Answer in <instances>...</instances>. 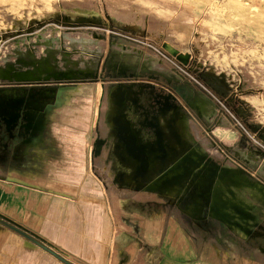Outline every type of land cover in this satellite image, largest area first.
Listing matches in <instances>:
<instances>
[{
  "label": "rangeland",
  "instance_id": "obj_1",
  "mask_svg": "<svg viewBox=\"0 0 264 264\" xmlns=\"http://www.w3.org/2000/svg\"><path fill=\"white\" fill-rule=\"evenodd\" d=\"M177 55H185L186 63ZM115 56L134 58L135 64L125 67L113 60ZM41 61L56 72L70 68L96 74L78 81L35 83L80 89L48 114L52 131L49 144L42 139L41 147L59 146L60 155L71 158L62 170L76 180L80 172L89 178L90 191L107 202L111 241L118 249L125 240L130 251L129 241L144 233L145 224L163 222L160 246L173 228L196 249L199 239L204 241L208 260L264 264V215L255 229L263 234L244 237L218 224L208 233L197 223L186 222L185 214L155 190L133 193L112 186L109 143H104L98 157L91 155L97 136L107 139L105 95L115 83L152 86L162 94L177 86L181 91L173 94L195 137L186 154L199 148L207 166L240 169L264 186V0H0V71L9 66L32 69ZM5 85L16 84L0 79V88ZM197 99L211 104L210 114L199 113ZM66 147L72 156L68 150L64 156ZM172 153L162 160L165 168L170 166L168 159L174 161L179 155ZM158 174L152 178L159 179ZM207 180L201 178L200 188L207 186ZM112 252L110 264H119L120 259L130 264L125 260L128 254L123 252L117 259V248ZM160 253L158 247L136 263L165 264ZM190 254V260L197 262L198 254Z\"/></svg>",
  "mask_w": 264,
  "mask_h": 264
},
{
  "label": "crops",
  "instance_id": "obj_2",
  "mask_svg": "<svg viewBox=\"0 0 264 264\" xmlns=\"http://www.w3.org/2000/svg\"><path fill=\"white\" fill-rule=\"evenodd\" d=\"M17 85H5L1 88H17ZM120 85L117 87L122 90L121 100H124V110L121 114L125 128L114 129L109 126L106 118L108 101L105 97L103 118L107 139L97 136L92 145L91 155L98 157L104 143H109L106 154L111 161L113 173L111 185L135 193L144 189L147 178L162 165L161 154L153 153L156 150L155 135L148 134L146 120L140 121L137 118V107H142L144 117L151 115L152 122L162 135V145L168 153L169 145L173 147L175 145L170 141L171 138L162 125L168 111L163 109L161 113L154 114L151 111L149 114L150 110H145L143 103L151 100L154 96L153 91L142 87L141 84L136 87L125 83ZM36 87L39 86L28 82L22 88L32 90ZM101 87L100 84L98 100L102 96ZM79 91V88L67 91L65 97L58 98L60 103H57L59 105L56 107L68 103L69 96ZM46 120L47 129L44 128L40 142L23 147L10 146L7 149L0 146V264H110L113 248H117V259L125 252L129 255L128 257L125 255L126 262L129 260L130 264H138L136 263L138 258L142 259L143 256L148 258L158 247L163 253L160 255L165 264H181L180 261L187 257L184 264H224L221 260L219 263L208 260L205 249L207 244L204 241L199 239V248L196 249L189 243H184L173 228L166 233V238L162 240L160 246L163 222L145 224L144 233L134 236L133 240L129 241L133 243L130 251L124 245L125 240L118 249L116 243L111 241L107 202L101 195H94L90 191L89 178L84 172H80L76 180L74 174L62 170L67 169L66 165L71 158L64 159L60 155L62 148L59 146L41 147L42 139L44 145L49 144V135L52 131L49 128L51 121L48 120V116ZM186 132L194 136L188 128V123ZM117 134H123L126 142L132 140V150L143 157L140 165L131 154L128 143L118 141ZM261 135L264 138L263 130ZM46 136L48 140L44 138ZM67 150L71 155V149L66 147L64 156ZM146 157H150L153 163H148ZM173 223L175 222L172 220L171 224ZM190 253L198 254L197 262L190 260ZM173 257L180 263L174 262ZM119 264H124L123 260L120 259Z\"/></svg>",
  "mask_w": 264,
  "mask_h": 264
},
{
  "label": "bare ground",
  "instance_id": "obj_3",
  "mask_svg": "<svg viewBox=\"0 0 264 264\" xmlns=\"http://www.w3.org/2000/svg\"><path fill=\"white\" fill-rule=\"evenodd\" d=\"M66 38L67 40L71 39L68 37ZM44 42L47 41L44 40ZM177 58L181 62L186 63L187 57H185V55H177ZM123 59L124 61H134V58L129 59L124 57ZM16 63L20 65H26L24 62L21 61H18ZM32 66V69L23 70H15L12 66H9L5 70L0 71V79L4 82L7 81L15 83H35L36 81L40 80L38 76H41L44 72H47L50 73V75L44 77L43 80L46 81L48 80V78H52L53 81H60L69 80L68 77L72 76V73L74 72L70 68L65 70L66 73L60 71L56 72L55 70H53L54 68L51 65H48V63L45 61H41L38 66H35V64H32ZM79 73L84 74V72ZM83 77H87V75H83ZM117 86L121 85H114L113 88L109 89L108 92H106L105 97L108 101V110L106 111V118L107 121H109L108 124L110 127L114 129H124L125 121L121 114L124 110V100H121L122 90H120ZM56 90L57 89H32L30 91L33 95L43 94L42 98L39 100V106L41 108V112L39 113V119L45 120V113L50 112V101H52L53 99H56L57 101L58 98L60 99L61 96L65 97L67 91H69V88H60L57 91ZM15 92L17 94H23L25 90L21 89L16 90ZM58 101L57 103H60V101ZM43 124L44 121L40 124L41 129L43 127ZM162 125L166 128V133L169 138H171L170 141L176 147L175 148L169 145V153L175 152L176 150L187 151L195 144L194 138H191L192 135L190 137V135L186 132V121L184 117L182 116L181 112L177 109H170L169 112L166 113ZM195 150L196 152L202 153L199 148H195ZM146 160L150 164L153 163V160H151L150 157H146ZM224 170L225 171L223 173V180L218 184L220 196V204L218 205V216L221 220V224H225L227 227L233 229L240 236L244 237H249L253 234H263L262 232H256L255 229L257 226H259V224L257 223L258 218L264 215V186L253 181L240 169L226 165L224 167ZM178 182L179 178H175L173 180L171 179V181L165 182L164 186L160 184V193H162L163 195H171L175 193L177 191L176 184Z\"/></svg>",
  "mask_w": 264,
  "mask_h": 264
},
{
  "label": "flooded vegetation",
  "instance_id": "obj_4",
  "mask_svg": "<svg viewBox=\"0 0 264 264\" xmlns=\"http://www.w3.org/2000/svg\"><path fill=\"white\" fill-rule=\"evenodd\" d=\"M123 58L124 57H122V56H115L113 58V60L115 59L116 63H121V64L125 65V67H129V66H132L133 64H135L134 61H132V62L128 61V60L124 61ZM126 58H128V57H126ZM87 71H89V70H87ZM64 73H66V72H64ZM48 75H50V73L44 72L41 76H38V78H40V80L36 81L35 83L53 81L52 78H48V80H46V81L43 80V78L48 76ZM83 75H87V77H83ZM95 75L96 74H94L93 72L92 73L91 72H87L85 74H80L79 72L77 73V72L74 71L72 73V76L68 77L69 80H60V81H71V80L78 81V79H86V78H92V77L95 78L96 77ZM60 81H58V82H60ZM117 83L120 84V83H124V82H117ZM114 85L111 88H113ZM60 88H69V91H72L74 89L73 87L72 88L71 87H60ZM60 88H55V87L53 88V87H50V86H47V85H42V86H39V87H36V88H33V89H40V90H42V89H47V90L57 89L58 90ZM144 88H148L149 91L152 90L153 93H154V96L151 98L150 101L147 100V101H144V103H143L144 106H145V110H148V109L150 110L149 114H151V111H153L154 114H157L159 112L161 113V111L163 109L167 110L168 112H169L170 109H177L178 111L181 112L182 116L184 117V119L186 121V126H187V123H188L187 116L185 115L181 105L178 104L180 102L178 101V99H176V96L173 94L176 91L180 92L181 88L175 86L173 88V90H172L173 92L171 90H165L164 89V91H165L164 94H162L161 92L160 93L157 92L158 90H156L152 86L144 87ZM22 89H24V88H22ZM101 90H102V87H101ZM182 97H183V94L179 93V97L178 98H180L182 100L183 99ZM195 105L198 108L199 113H201L203 115L210 114V112L212 111L211 104L208 101H206V100L197 99L195 101ZM49 106H50V112H51L53 109H57L56 106H58V105H57V102L54 101V99H53L52 101H50ZM139 106H141V105H139ZM136 111L135 112L138 113L137 118H139L140 121H145L146 120V122H145L146 123V129L149 130L148 134L155 135L154 136V141H155V145L154 146L156 147V150H154L153 153H155V155L160 153L161 154V160H164L169 153L165 150V148L162 145V140H163L162 135H160V133L157 130L156 126L152 122L151 115L147 116V117H144V114H143L144 111H143L142 107H137ZM139 115H141V116H139ZM43 121L45 123V120L39 119V125ZM11 125H12V123H11ZM31 125L32 126L35 125V120H33ZM1 126H2V123L0 122V130H3V131H1V132H3V136H0V146L2 145V147L5 148V149H7L10 146L13 147V146L19 145V147H23V146L29 145L31 143L40 142V135L43 133L42 132L40 134V131H38V130H36V132L28 131V130L26 131L22 127H19V130H13V131H10V132H6L4 126H3V128H1ZM18 126H20V125H18ZM36 129H38V126H36ZM43 131H44V129H43ZM116 136H117L118 141L124 142L125 144L128 143V146H130L129 149L131 150V154H133V156H135V159L137 160V163L140 165V163H142L141 159L143 157H142L141 154H139L135 150L134 151L132 150V148H131L132 140H131V142H126V138H125V136L123 134H119V135L117 134ZM190 137H191V135H190ZM191 138H194V140H195L194 136H192ZM167 149H169V147ZM174 153H176V154L178 153L179 154L178 156H182V157L188 155V154H186V151H175V152H173V154ZM191 160H192V163H193L192 164L193 167H194V165H196L198 163L199 164V168H201V169H203V171H205V172L207 171V172L206 173L204 172V175H203V174H201V172H198L197 169H194V171H196V174H192L191 175L190 181L187 182V183L186 182H182L181 186L176 184L177 191L175 193L171 194V195L170 194H168V195L164 194L163 195L162 193H160L161 192L160 191V187H161L160 183L156 182V180H154V178H152L153 175H151V177H150V178H152V180L147 181V184L144 185V189L143 190L144 191L145 190L146 191L155 190L159 194H162L163 197H165V199H167L170 202L169 204L174 203L175 206L178 207L185 214L184 218H185L186 222H188V223H190V222L197 223L198 225L202 226L204 228V230L206 232H208V233L211 232L213 229H215V225L216 224L221 226L226 231L229 230V231L235 232L233 229H231L230 227H227L225 224H221V220H220V218L218 216V212H219V206L218 205L220 204V196H219V188H218L219 182H218L217 178H215L214 181H213L212 177L210 176V173H214L212 165L210 166V164H209L207 166V163H205V162L202 163V161H198L197 158H195V156H194V159L192 158ZM225 166L220 167L218 170H221V169L224 170ZM159 167H160V165H159ZM242 172L245 173L244 171H242ZM204 177L208 178L207 186L205 185L203 187L205 190L200 188L201 187V182H200L201 178H204ZM180 178L181 177H179V181H180ZM173 179H175V177H172V180ZM191 182L199 183V186L198 187H194V186L190 185ZM209 183H211V187H209ZM199 200H201V201H199Z\"/></svg>",
  "mask_w": 264,
  "mask_h": 264
},
{
  "label": "water",
  "instance_id": "obj_5",
  "mask_svg": "<svg viewBox=\"0 0 264 264\" xmlns=\"http://www.w3.org/2000/svg\"><path fill=\"white\" fill-rule=\"evenodd\" d=\"M13 83L18 84L17 88H0V122L2 123L1 128H3L4 126L5 131L10 132L13 130H19V127H22L26 131L28 130L36 132V130H38L41 134L46 124V117L49 114V112L45 113V123L43 124V127L41 129L39 125V113L41 112L39 100L42 98L43 94L33 95L30 92L31 90L27 91L25 88V92H23V94H17L15 91L21 90L22 87H24V85L28 82ZM33 120H35L34 126L31 125ZM36 126H38V129H36ZM190 153L193 155V157L195 156L198 161H203L205 159V156H203V152H196L195 149H192ZM191 154H188L184 157L175 156L177 158L174 161H172V158H170L168 159V164H170L168 168H165L166 165L162 164L159 168L155 169L153 174H157L158 172L160 173L157 175V177H159L160 175V178L156 179V182L164 186L165 182L171 181L173 175L178 174L174 177H181L180 181L177 183L179 186H181L182 182H189L191 179V175L196 174V171H194V169H197L199 172L203 171V169L199 168L198 163L193 167ZM212 168L214 170V173H210V176L212 177L213 181L215 178H217L218 182H221L224 177V170H218L217 167L213 164ZM190 185L195 187L199 186V183L191 182ZM209 187H211V183H209Z\"/></svg>",
  "mask_w": 264,
  "mask_h": 264
}]
</instances>
